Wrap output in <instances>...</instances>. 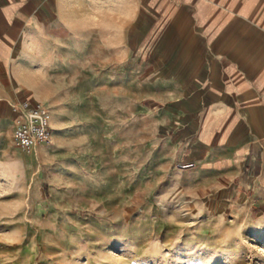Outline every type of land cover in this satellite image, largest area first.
Returning a JSON list of instances; mask_svg holds the SVG:
<instances>
[{"label": "crops", "instance_id": "crops-1", "mask_svg": "<svg viewBox=\"0 0 264 264\" xmlns=\"http://www.w3.org/2000/svg\"><path fill=\"white\" fill-rule=\"evenodd\" d=\"M119 48L149 65L154 103L142 116L151 132L163 131L174 199L201 224L228 218L264 229V0H0V154L14 148L12 108L39 104L51 138L29 154L37 174L79 172L82 154L61 169L49 163L86 135L67 119L55 127L54 85L69 79L71 64L82 65L96 109L117 111L112 98L103 103V85L116 77L104 65L119 63ZM87 63L95 64L93 77Z\"/></svg>", "mask_w": 264, "mask_h": 264}, {"label": "rangeland", "instance_id": "rangeland-1", "mask_svg": "<svg viewBox=\"0 0 264 264\" xmlns=\"http://www.w3.org/2000/svg\"><path fill=\"white\" fill-rule=\"evenodd\" d=\"M79 67L71 64L69 79L55 82L52 112L57 129L67 119L86 135L49 162L61 169L85 155L79 172L68 166L67 177L39 176L30 155L12 147L0 154V264H264L260 225L201 224L168 190L163 131L151 132L142 116L154 103L144 58L119 48V63L104 65L116 74L103 85V103L112 98L118 109L112 113L96 109L94 82H84ZM94 68L87 63L88 77Z\"/></svg>", "mask_w": 264, "mask_h": 264}, {"label": "built area", "instance_id": "built-area-1", "mask_svg": "<svg viewBox=\"0 0 264 264\" xmlns=\"http://www.w3.org/2000/svg\"><path fill=\"white\" fill-rule=\"evenodd\" d=\"M13 120L12 144L23 154L29 155L40 144L51 138L48 110L39 104L21 102L12 108Z\"/></svg>", "mask_w": 264, "mask_h": 264}, {"label": "bare ground", "instance_id": "bare-ground-1", "mask_svg": "<svg viewBox=\"0 0 264 264\" xmlns=\"http://www.w3.org/2000/svg\"><path fill=\"white\" fill-rule=\"evenodd\" d=\"M49 113V112H48ZM50 117V116H49ZM37 147H35L33 150H32V153L31 154H33L34 153V151H35V149H36ZM29 183V182H28ZM30 185V184H29Z\"/></svg>", "mask_w": 264, "mask_h": 264}]
</instances>
